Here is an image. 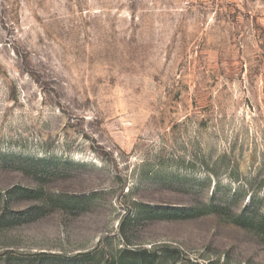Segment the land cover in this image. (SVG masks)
<instances>
[{"label":"rangeland","instance_id":"374dc122","mask_svg":"<svg viewBox=\"0 0 264 264\" xmlns=\"http://www.w3.org/2000/svg\"><path fill=\"white\" fill-rule=\"evenodd\" d=\"M123 258L264 264V0H0V264Z\"/></svg>","mask_w":264,"mask_h":264},{"label":"trees","instance_id":"16d2710c","mask_svg":"<svg viewBox=\"0 0 264 264\" xmlns=\"http://www.w3.org/2000/svg\"><path fill=\"white\" fill-rule=\"evenodd\" d=\"M138 254H139L138 252H136V251H130V250H125L123 252V255L124 256H128V255H138ZM120 263L121 264H126V262L124 261V258L120 260ZM144 264H151V263H150V261H148V262H145Z\"/></svg>","mask_w":264,"mask_h":264}]
</instances>
